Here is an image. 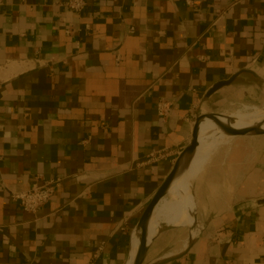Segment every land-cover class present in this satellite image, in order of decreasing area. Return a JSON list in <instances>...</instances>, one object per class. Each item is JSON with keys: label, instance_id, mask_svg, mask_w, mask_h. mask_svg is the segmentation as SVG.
Masks as SVG:
<instances>
[{"label": "crops", "instance_id": "obj_1", "mask_svg": "<svg viewBox=\"0 0 264 264\" xmlns=\"http://www.w3.org/2000/svg\"><path fill=\"white\" fill-rule=\"evenodd\" d=\"M65 1L0 0V264H126L198 112L264 104V0H87L82 14ZM252 139L194 182L201 230L167 264H264V135ZM52 178L36 214L10 196Z\"/></svg>", "mask_w": 264, "mask_h": 264}, {"label": "bare ground", "instance_id": "obj_2", "mask_svg": "<svg viewBox=\"0 0 264 264\" xmlns=\"http://www.w3.org/2000/svg\"><path fill=\"white\" fill-rule=\"evenodd\" d=\"M225 113L231 115L234 118L235 124L239 126L247 124L259 126L264 122V105L243 102L236 108L227 110ZM234 138V135L221 128L209 125L201 129L199 143L192 159L187 163L183 169L184 171L173 182L167 195L159 201L153 212L149 222L150 240L158 237L164 225L177 226V228L183 229L189 228V230L191 228L192 235H198L201 230V224L198 220L199 200L193 188L194 182L201 179L202 173L206 170L207 165L215 156L219 147L229 145ZM184 162L186 161H183L181 166L184 165ZM216 163L218 164V162ZM216 163L214 162V164ZM135 231L133 232V236ZM186 243L187 240L185 238L181 247L183 248ZM139 244L140 234L131 242L129 264H132L137 257ZM170 254H173V252H170L168 255ZM154 262H157V260L153 261L152 264Z\"/></svg>", "mask_w": 264, "mask_h": 264}, {"label": "water", "instance_id": "obj_3", "mask_svg": "<svg viewBox=\"0 0 264 264\" xmlns=\"http://www.w3.org/2000/svg\"><path fill=\"white\" fill-rule=\"evenodd\" d=\"M239 73L233 75L229 80L220 81L214 84L207 92L206 97H210L214 92H216L220 88L232 83ZM209 125L216 128H221L231 133L235 137L264 135V122H262L261 125L259 126H254L250 124L239 126L235 124L234 118L229 114L218 111H211L204 113L198 112V115L195 119V123L193 126L191 140L177 156L171 171L169 172V174L167 175L161 186L158 188L154 196L151 198L150 202L147 204V206L143 210L138 220L135 229L140 230V244H139L137 257L132 262V264H145L150 245L156 239V238H152L150 240L149 238V224H150L149 222L153 215V212L159 201L165 195H167L169 188L171 187L173 182L184 171L183 169L186 167L187 163L192 159L194 152L199 143V133L201 129ZM183 161L186 162H184V165L181 166V163ZM173 228H177V226L164 225L162 226L159 234L164 230H170ZM134 230L132 231V233L134 232ZM193 238L194 236L192 235L190 228L189 241L186 243L185 248L177 255H164L158 258L157 262H155L154 264H167L168 262L173 261L178 257L184 255L192 245ZM129 261L130 260L128 257L126 264H129Z\"/></svg>", "mask_w": 264, "mask_h": 264}, {"label": "built area", "instance_id": "obj_4", "mask_svg": "<svg viewBox=\"0 0 264 264\" xmlns=\"http://www.w3.org/2000/svg\"><path fill=\"white\" fill-rule=\"evenodd\" d=\"M71 10L78 14H82L87 8V0H67L63 2ZM131 28V32L134 31ZM171 102L168 100H161L158 103L157 111L163 118H167L171 114ZM61 178H52L44 180L41 184L32 185L30 188L22 191H11L10 196L14 201L19 202L22 207L33 214H36L41 206L49 202L56 190V187L61 184Z\"/></svg>", "mask_w": 264, "mask_h": 264}, {"label": "rangeland", "instance_id": "obj_5", "mask_svg": "<svg viewBox=\"0 0 264 264\" xmlns=\"http://www.w3.org/2000/svg\"><path fill=\"white\" fill-rule=\"evenodd\" d=\"M239 104H241L240 102L238 103L237 102H234V101H229V102H226L221 108L220 110H218V112H223L225 113L227 110H231V109H234L236 108ZM260 105H264V104H260ZM229 113V112H228ZM227 114V113H226ZM252 138H258L257 137H254V136H240V137H235L233 139V141L231 142V144L234 142V141H238V140H253ZM230 145V144H229ZM229 145H225V146H222L221 148L219 147V150L217 151L216 154L220 155L222 152L226 151L227 150V147ZM215 154V155H216ZM188 229V230H187ZM135 233H134V236H133V239L138 235L140 234V231L135 229ZM189 231V232H188ZM170 235L171 237L169 238V241L168 243H170L169 247L167 248V250L161 252L159 251L158 252V249L157 246H156V243H151L150 245V248H149V252H148V256L146 258V261H145V264H152L153 261L157 260L156 258L162 256V255H165V254H168L170 253L172 250H173V243L177 242V243H181L184 241V239L186 238L187 242L189 241V235H190V230L189 228H173L172 231H170ZM157 241V240H156ZM155 263V262H154Z\"/></svg>", "mask_w": 264, "mask_h": 264}]
</instances>
